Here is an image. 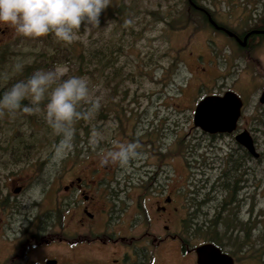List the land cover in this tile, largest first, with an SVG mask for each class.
<instances>
[{
  "label": "flooded vegetation",
  "instance_id": "1",
  "mask_svg": "<svg viewBox=\"0 0 264 264\" xmlns=\"http://www.w3.org/2000/svg\"><path fill=\"white\" fill-rule=\"evenodd\" d=\"M188 3L241 53L233 66L247 65L249 83L254 86L248 98L225 89L241 100L231 131L208 132L191 126L195 136L219 139L226 145H217L212 155L188 149L195 160L188 164L182 193L170 191V177L158 176L162 172L158 160L151 163L141 158V153L153 155L154 149H139L140 157L127 168L92 162L80 175L75 172L77 162H59L46 182L40 179V170L38 181L30 178L33 182L26 187L17 184L11 193L0 194L4 214L0 229L9 233L14 244L13 256L5 264H15V260L19 264L25 254L35 255L39 264H170V253L177 257L172 264H199L196 248L204 244L228 255L231 264H252L258 254L255 250H264V229L256 225L260 211L254 209L251 192L258 181L256 165L264 169V0L250 1V15L238 17L248 23L236 29L216 20L205 3ZM11 38L10 28L0 25V48ZM240 132L251 138L253 152L236 141ZM40 164L43 169L48 163ZM32 184L42 187L36 197L25 193ZM5 188L0 187V193ZM47 188L49 193H45ZM94 250L101 254H92ZM203 254L201 264L222 263ZM33 259L26 264H33ZM256 262L264 264L263 254Z\"/></svg>",
  "mask_w": 264,
  "mask_h": 264
},
{
  "label": "rangeland",
  "instance_id": "2",
  "mask_svg": "<svg viewBox=\"0 0 264 264\" xmlns=\"http://www.w3.org/2000/svg\"><path fill=\"white\" fill-rule=\"evenodd\" d=\"M196 1L205 3L216 20L235 29L238 25L248 23L246 19L240 22L242 19L239 20L238 17L247 18L252 12L251 0ZM185 2L111 0V5L100 15L99 27L84 29V25L81 26L74 42H80L83 46L90 45V48L104 44L103 49L106 52L114 51V67H121V73L110 82L111 85L117 83L114 98L110 97L112 91L109 85L99 77L100 73L95 72L93 62L89 64L88 74L77 75L71 70L68 72V75L82 76L89 80L92 95L100 101L105 118L94 120V114L91 119L85 120L82 124L90 122L87 135L77 129L75 140L65 150L64 146L60 145L61 138L53 133L42 114L29 115L22 111L15 115L6 113L0 118V149H6L7 138H13L14 141L23 140L28 145H18L16 149L26 153L18 160L11 158L9 154L0 153V185H3V182L5 185L0 187H6L0 194L11 193L13 186L17 184H24L26 187L33 182L30 178L38 181L40 170V179L46 182L48 178H52L48 173L56 172V163L59 162H77L78 168L75 172L83 175L84 171L81 169L87 167V163H98L102 150L111 149L117 142L133 141L139 142L140 149L144 152L147 149L155 150L153 155L148 152L141 153V158L151 163L158 160V164H161L159 169H162L158 176L170 177V191L175 189L177 193L183 192L188 164L195 160L188 149H194L198 154L208 151L212 155L217 145H226L219 139L195 136L196 133L191 128L195 102L204 94L220 93L225 89L236 90L248 98L254 87L249 83L248 66H233L236 56L240 57L241 53L237 52L231 43L227 44L223 35L201 25L196 16L183 25L182 17L179 22H174L175 25L178 24L177 28H170L166 21L187 14ZM120 5L124 6L121 24L113 17ZM257 9L261 10V6ZM10 31L12 38L0 48V61L3 60L0 64V74L7 72L12 76L16 74L12 73V69L17 63H33L40 59L41 54H44L42 59H46L59 43L52 34L31 39L16 35L11 28ZM80 46L82 48V45ZM80 46H75V54L78 48L79 53ZM261 57L263 59L264 53ZM56 65L66 64L54 61L45 70ZM109 71L112 72L110 69ZM3 83L4 81L0 80V86ZM106 105L110 110H104ZM114 107L118 116L113 114ZM93 130L101 134L100 143L96 148L90 143ZM224 139L227 144L233 145L229 139ZM178 141L180 142L177 144ZM145 155L151 157L147 158ZM42 162L48 164L40 169ZM11 163L23 164L11 166ZM8 166L10 167L7 168ZM9 172H13L12 175H8ZM255 178L258 181L255 180L251 192L254 191V209L256 212L260 211L256 225L264 229V169L261 166L256 165ZM29 187L25 193L31 194L32 197H36L42 188L38 184ZM45 190V193H49L48 188ZM1 215L4 214L0 210ZM257 234L254 233V238ZM262 242L264 243V236ZM13 248L9 233L0 229V264L7 263L13 256ZM92 254L101 253L94 250ZM255 254L257 256H254L252 264L258 263L256 260H259L262 254L264 256V250L256 249ZM30 258H34L33 264H39L33 254H25L19 264L30 262ZM176 259V254L170 253V264ZM15 264H18L16 260Z\"/></svg>",
  "mask_w": 264,
  "mask_h": 264
},
{
  "label": "clouds",
  "instance_id": "3",
  "mask_svg": "<svg viewBox=\"0 0 264 264\" xmlns=\"http://www.w3.org/2000/svg\"><path fill=\"white\" fill-rule=\"evenodd\" d=\"M111 0H0V25L8 26L15 34L37 39L52 34L64 44H72L84 29L99 27L101 13ZM17 63L12 73H19ZM66 65L38 70L27 79L18 80L0 93V118L22 111L29 115L42 114L53 133L60 137L65 150L72 144L75 124L91 119L100 108V101L92 95L90 82L82 76L68 75ZM11 75L0 74L8 81ZM27 101L28 104H24ZM101 134L93 130L90 143L96 148ZM137 141L115 143L99 153L101 166L118 165L127 168L140 157Z\"/></svg>",
  "mask_w": 264,
  "mask_h": 264
},
{
  "label": "trees",
  "instance_id": "4",
  "mask_svg": "<svg viewBox=\"0 0 264 264\" xmlns=\"http://www.w3.org/2000/svg\"><path fill=\"white\" fill-rule=\"evenodd\" d=\"M185 1H186L185 10L187 11V14L184 16L181 14L180 18L178 19H170V21H166L167 24L170 26V28H177L178 24L176 23L175 25L174 22H179L182 19V17L186 20L184 21L183 19L182 21V25H183L185 23H188L192 18L194 19L195 16L198 18V21L201 22V25L210 28V26L206 23L204 17H202V15L194 11V9L189 5L188 0ZM123 12H124V6L120 5L119 9L116 10V15L113 16L115 20L118 21L119 24H121L123 21V16H122ZM59 43L57 44L58 46L55 45L53 51L46 59H42V57H44V54H41L40 59L34 61L33 63L22 65V70L19 73L13 74L11 76V79H9L6 82L4 81V83L1 84L0 93L7 90L8 87H10L13 83L17 82L18 80L27 79L35 71L45 70L54 61L55 62L61 61L65 63L68 66L69 70L75 72L77 75L88 74L90 72L88 70L89 64L93 62L95 72H97L98 74L100 73L99 77H101L104 83L109 85V88L112 91L110 97L114 98V93L117 87L116 86L117 83L114 82V85H111L110 82L114 80V78L117 77V75L121 73L120 66L114 67L113 62L114 59L116 60V57L113 55L114 51L109 50L106 52L103 49L104 44H100L95 48H90V45L83 46V44L80 42H73L72 44L62 43L61 44L62 46ZM76 45L78 46L82 45V48L80 46L79 53H78L79 48L77 49V54L74 53ZM2 62L3 60L0 61V64ZM109 69L112 71L111 73ZM24 104L27 105L28 102L25 101ZM113 105L115 106L116 104ZM104 110H110V109L106 105ZM113 114L114 116L119 115L118 112L115 110V107L113 110ZM95 115L96 118H94V120H98V119L102 120L105 118L101 107L99 108L98 111L95 112ZM85 120L87 121V119H82L75 124L73 140H75L77 129H81L84 133H86V135L89 132L90 122H86L85 124H82L84 123ZM179 142L180 141H178L177 144ZM18 145H28V144H26V142L23 140L15 139L14 141L13 138H7V145H6L7 147L6 149H0L1 150L0 153H3L5 155L9 154L11 158H16V160H18L21 155L26 154L25 151H21V149H16L17 147H19Z\"/></svg>",
  "mask_w": 264,
  "mask_h": 264
},
{
  "label": "water",
  "instance_id": "5",
  "mask_svg": "<svg viewBox=\"0 0 264 264\" xmlns=\"http://www.w3.org/2000/svg\"><path fill=\"white\" fill-rule=\"evenodd\" d=\"M209 22L215 26L214 21L208 16ZM218 27V26H215ZM231 34L229 31H227ZM264 99V91L261 93ZM241 100L232 90H225L222 94H207L202 96L195 104L192 114V124L208 132L231 131L239 114ZM236 141L253 152L251 138L246 132H240L235 136ZM256 154V153H255ZM197 261L201 264L203 253L210 254L212 258L222 261L221 264H231V258L210 244L200 245L196 248Z\"/></svg>",
  "mask_w": 264,
  "mask_h": 264
}]
</instances>
